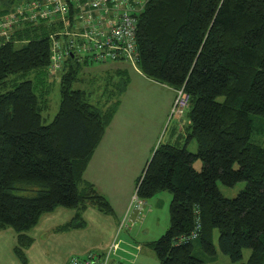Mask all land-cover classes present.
Instances as JSON below:
<instances>
[{
  "label": "trees",
  "instance_id": "16d2710c",
  "mask_svg": "<svg viewBox=\"0 0 264 264\" xmlns=\"http://www.w3.org/2000/svg\"><path fill=\"white\" fill-rule=\"evenodd\" d=\"M19 1L0 0V14ZM19 25L9 39L0 37V230L13 229L12 252L26 264L25 250L33 242L27 232L42 214L58 207L74 210L55 231L82 228L88 207L114 214L83 174L128 77L120 70L106 71L103 103L94 105L89 91L73 87L82 80L84 61L70 54L62 71L49 70L55 25ZM136 26L137 69L188 94L186 140L196 142L194 152L159 143L136 181L143 200L160 190L171 192L170 226L147 245L159 264H203L194 256L193 241L198 238L201 251L213 256L216 230L219 250L234 264H263L264 146L250 138V115L264 117V0H148ZM117 73L122 77L115 79ZM55 84L59 106L45 124ZM197 159L199 171L193 167ZM218 180L225 186L246 185L226 198ZM244 248L250 254L246 262ZM107 250L87 254L102 258ZM113 256L110 263L116 262Z\"/></svg>",
  "mask_w": 264,
  "mask_h": 264
},
{
  "label": "crops",
  "instance_id": "0c3cea01",
  "mask_svg": "<svg viewBox=\"0 0 264 264\" xmlns=\"http://www.w3.org/2000/svg\"><path fill=\"white\" fill-rule=\"evenodd\" d=\"M129 63L122 61L105 62L104 65L96 66L98 67L97 70L100 69L101 76L106 71H123L125 73L124 75L128 77V82L126 89L120 95L121 100L117 107L118 109L106 127L105 133L98 143L99 145L95 149L92 158L87 164V169L83 174V179L91 182L97 191H100L108 202H110L114 214L112 216L102 213L96 214V221H99V224L95 225L96 230L97 233L101 234L103 239L95 247L78 249V251L71 249L72 253L67 255V257L62 258V255H57L59 264H66L68 257L73 255L83 256L90 251L102 253L107 249L106 247L113 240L114 234L116 233L117 223L123 216V212L129 203V198L134 192L136 181L144 170L145 163L151 157L155 147L159 143L167 142L179 145L183 133H185L186 125L189 123V118L184 115L177 119L174 118L175 120L172 119L173 122L166 124L167 116L171 108L170 105L175 97V89L165 83L162 84L148 79L143 73L139 72L136 65ZM86 66L92 65L84 64L83 68ZM97 70L95 71L94 77H99L100 75H96ZM119 77H122V75L117 73L115 79ZM161 136H163L164 142L159 141ZM56 209L48 213L54 214L56 213ZM60 212L63 213L58 215L68 213L64 211ZM44 214H42V217ZM42 217L40 218L41 220ZM68 217L69 215H66L67 221ZM92 217V215H83L85 220L84 228L88 229L90 227L89 221ZM57 219L58 217L49 219L54 220L53 229L63 224V222H66V220H62L61 223L56 224L55 221ZM41 220L31 227V230L39 226V229H34L35 235L39 233V236L43 237L46 235L48 237L50 235L47 232L48 228L46 225L41 228ZM144 225L145 223L141 222V225L139 224L132 228L126 227L118 233L120 241L119 249L112 257L113 262L116 261L121 264L125 259L129 260L127 257L129 255L130 257L134 256L130 264H138L140 245L137 241L131 242L130 244L126 235L135 234L136 228L138 226L144 228ZM31 230L27 233L33 240V244L35 240L34 233ZM144 231L146 233L147 229L144 228ZM8 236L14 241L10 245L12 250L16 243L15 232L11 228L0 230V240ZM39 236H37L36 245L31 248V251H39V246H41L42 251H45L41 245V240H38ZM56 239L63 241L58 237ZM64 245H66L65 242ZM96 246L99 247L96 248ZM9 257L11 259L7 264L11 262L12 264L20 263L14 252L13 255L9 253Z\"/></svg>",
  "mask_w": 264,
  "mask_h": 264
},
{
  "label": "built area",
  "instance_id": "2783aa9c",
  "mask_svg": "<svg viewBox=\"0 0 264 264\" xmlns=\"http://www.w3.org/2000/svg\"><path fill=\"white\" fill-rule=\"evenodd\" d=\"M147 1L21 0L9 12L0 14V37L9 39L13 28L22 22L54 24L56 29L49 35L52 74L62 71V62L70 54L86 65L117 61L136 65L137 16ZM175 94L170 119L182 116L188 107V94L183 88H176ZM136 191L135 188L131 200L139 201L135 205L140 207L142 199ZM196 236L194 231L191 238ZM114 252L108 248L102 258L94 253L71 256L67 264H119L110 263L109 256Z\"/></svg>",
  "mask_w": 264,
  "mask_h": 264
},
{
  "label": "rangeland",
  "instance_id": "374dc122",
  "mask_svg": "<svg viewBox=\"0 0 264 264\" xmlns=\"http://www.w3.org/2000/svg\"><path fill=\"white\" fill-rule=\"evenodd\" d=\"M127 64V63H126ZM130 64V63H129ZM104 64H95L92 66H86L82 67V70L80 72V78L81 81H77L73 84V87L85 89L90 92V101L94 105H100L103 103V99L101 98V91H102V77H101V71L100 69L97 70L98 67ZM97 70L96 75H99V77H95L93 81V77L95 75V71ZM53 84V83H52ZM112 89V88H111ZM176 95V94H175ZM105 96V95H104ZM175 99V97H174ZM173 99V100H174ZM50 105L48 110L44 111L43 113V123L48 124L50 120L53 118V116L56 114L58 106H59V88L58 84H55L53 86V89L49 96ZM173 102V101H172ZM188 109V107H187ZM184 110L182 116L186 114V110ZM251 117V126L252 131L250 138L252 141L259 143L264 146V117L263 116H257V115H250ZM174 119V118H173ZM187 119V118H185ZM175 120V119H174ZM173 122L172 119L168 118L166 124H169ZM165 124V126H166ZM160 137L159 141H163L164 139ZM180 145H185L187 150L190 152H194L196 149V142L193 139H190L189 142L186 140V132L183 133V136L180 140ZM187 142V143H186ZM202 163L199 159L193 161V167L195 170L199 171L201 169ZM237 168V164L234 166ZM142 173V172H141ZM216 185H218V188L221 192V194L224 197H234L239 190L243 189L245 187L244 181H238L233 186H225L221 184V182L218 180L216 182ZM136 186H134L135 191ZM134 192L132 193L131 197L129 198V203L127 207L124 210L123 216L120 218L119 222L117 223V229L116 233L114 234L113 240L108 244L107 248H111L112 251H115L114 254L119 249V236L118 233L121 232L126 227H134L136 225H141V222H144V228L147 229V232L145 233L144 228H141L138 226L136 228L135 234L132 235H126L128 241L130 242H138L139 243V261L138 264H159L158 258H156L155 252L153 248L150 245H147L149 241L157 240L163 233L169 228L170 222H169V203L171 198V192L167 190H160L150 198H147L146 200H140V207H136L135 202H139L136 200H131ZM90 210V211H89ZM94 210V211H93ZM60 211L68 212L63 215H58ZM89 211V213H88ZM74 210L71 208H62L58 207L56 209V213H45L42 217L41 222V228H43L45 225L48 228L47 232L50 234L48 237L45 236H39L38 233L35 235L34 229L31 230L32 233H34V240L35 242L32 244V246L29 249H26L25 252H27V259L26 264H59L60 262L57 259V255H62L61 257H67V255H70L72 250L78 251V249L83 248H90L95 247L97 243L103 239L101 237V234L97 233L96 230V224H99V221H96L97 216L96 214H100L101 212L97 211L95 208L88 207L87 210L83 212V215L90 216L92 215V219L89 221V230L84 228L85 224L82 228L78 229H71L66 231H60L53 229V223L54 220H49L51 218H57V221H55L56 224H59L62 222V220H66V215H69L68 220L71 219V216L73 214ZM150 212V213H149ZM49 214V215H46ZM51 214V215H50ZM61 218V219H60ZM46 221V223H44ZM67 221V220H66ZM85 221V220H84ZM65 223V222H63ZM53 229V230H52ZM213 244L215 246V254L213 256H207L204 254V252L200 249L199 239H194L193 245H194V256H199L203 258L204 262L203 264H234L231 259L225 254H223L219 248L217 243V237L218 232L216 230L213 231ZM121 234V233H120ZM37 236H39L38 240H41V245L45 249V251H42L41 246H39V251L32 250L31 248L36 245L37 242ZM62 239L66 245H64L63 241H60L56 238ZM14 241L11 240V238L8 236L5 239L0 240V264H7L9 263V260L11 259L9 257V253L13 255V252L11 250V244H13ZM16 244V243H15ZM99 247V246H98ZM96 246V248H98ZM116 248V249H115ZM72 249V250H71ZM243 258L242 262H246L249 254V249L244 248L242 250ZM128 259H125L124 261H120L121 264H130L132 262L133 257H130L127 255ZM112 259V257H111ZM128 260V261H127ZM12 264V262L10 263ZM20 264V263H19ZM264 264V263H263Z\"/></svg>",
  "mask_w": 264,
  "mask_h": 264
}]
</instances>
